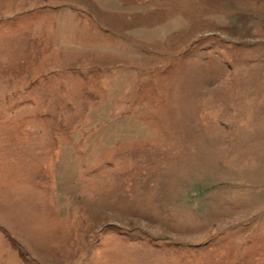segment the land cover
<instances>
[{
    "label": "rangeland",
    "instance_id": "obj_1",
    "mask_svg": "<svg viewBox=\"0 0 264 264\" xmlns=\"http://www.w3.org/2000/svg\"><path fill=\"white\" fill-rule=\"evenodd\" d=\"M0 264H264V0H0Z\"/></svg>",
    "mask_w": 264,
    "mask_h": 264
}]
</instances>
